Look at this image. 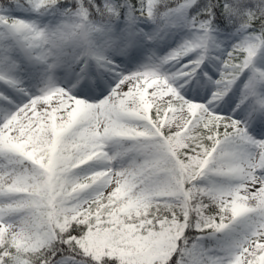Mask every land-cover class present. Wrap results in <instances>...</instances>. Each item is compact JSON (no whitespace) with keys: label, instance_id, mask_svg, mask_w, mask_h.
I'll return each mask as SVG.
<instances>
[{"label":"snow or ice","instance_id":"6c2138e0","mask_svg":"<svg viewBox=\"0 0 264 264\" xmlns=\"http://www.w3.org/2000/svg\"><path fill=\"white\" fill-rule=\"evenodd\" d=\"M0 264H264V0H0Z\"/></svg>","mask_w":264,"mask_h":264},{"label":"rangeland","instance_id":"374dc122","mask_svg":"<svg viewBox=\"0 0 264 264\" xmlns=\"http://www.w3.org/2000/svg\"><path fill=\"white\" fill-rule=\"evenodd\" d=\"M92 34L87 33L79 21L60 20L48 30L46 38L41 43L55 51L71 55L80 50H86Z\"/></svg>","mask_w":264,"mask_h":264}]
</instances>
